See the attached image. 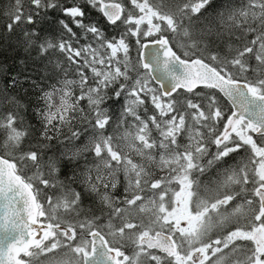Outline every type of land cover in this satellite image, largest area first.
I'll list each match as a JSON object with an SVG mask.
<instances>
[{
	"label": "snow or ice",
	"instance_id": "obj_1",
	"mask_svg": "<svg viewBox=\"0 0 264 264\" xmlns=\"http://www.w3.org/2000/svg\"><path fill=\"white\" fill-rule=\"evenodd\" d=\"M0 264H264V0L0 7Z\"/></svg>",
	"mask_w": 264,
	"mask_h": 264
},
{
	"label": "trees",
	"instance_id": "obj_2",
	"mask_svg": "<svg viewBox=\"0 0 264 264\" xmlns=\"http://www.w3.org/2000/svg\"><path fill=\"white\" fill-rule=\"evenodd\" d=\"M8 2V0H0V7H2L3 5H5L6 3ZM14 56V53L7 50L5 48L4 50V55H0V60H3V59H8V62L11 63L12 60H11V57Z\"/></svg>",
	"mask_w": 264,
	"mask_h": 264
}]
</instances>
